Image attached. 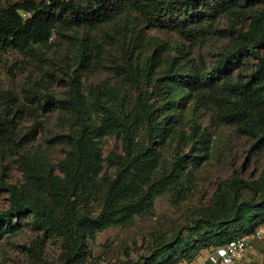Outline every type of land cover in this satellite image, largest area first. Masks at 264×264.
I'll return each mask as SVG.
<instances>
[{
	"label": "trees",
	"instance_id": "16d2710c",
	"mask_svg": "<svg viewBox=\"0 0 264 264\" xmlns=\"http://www.w3.org/2000/svg\"><path fill=\"white\" fill-rule=\"evenodd\" d=\"M253 3L258 9L248 25L232 27V43L209 70H199L182 47L174 46L190 70H176L170 63L155 76L152 60L141 61L131 53L117 67L124 86L93 93L94 117L88 115L86 101L72 77L69 104L73 117L68 130L58 136L68 147L59 171L55 172L41 153L19 155L21 181L9 183L0 174V189L8 193V206L0 210V227L20 216H30L34 230L61 239L62 264H72L81 257L88 239L105 226L151 212L155 199L165 193L179 194L187 157L176 152L168 161L158 147L176 125L173 84L185 85L191 97L205 106L206 92L213 96L217 81L246 57L256 60L255 68L244 83L223 82L217 117L222 122L249 126L250 133L263 141L264 0H16L0 5V51L31 56L54 32L78 26L94 28L132 10H141L152 27L174 29L186 39L206 40L208 30L199 29L197 23L236 5ZM2 96L7 102L11 100L8 94ZM52 101L50 93L45 94L41 108L49 111ZM11 124L4 109L0 129L9 136ZM104 132L114 134L120 144L119 151L110 152L105 159L96 142ZM247 187L249 196H238L234 191L229 202H217L213 210L185 224L172 238L150 247L141 256L143 264L189 260L199 247L210 251L253 231L264 222V180L248 181ZM37 241L26 248L35 258Z\"/></svg>",
	"mask_w": 264,
	"mask_h": 264
},
{
	"label": "rangeland",
	"instance_id": "374dc122",
	"mask_svg": "<svg viewBox=\"0 0 264 264\" xmlns=\"http://www.w3.org/2000/svg\"><path fill=\"white\" fill-rule=\"evenodd\" d=\"M14 1L2 0L0 5ZM257 9L256 3L236 5L201 20L196 26L208 30L206 40L186 39L174 29L152 27L141 10H132L94 28L78 26L54 32L31 56L0 51V114L7 109L12 119V136L0 129V174L9 183H19L22 172L18 156L37 153L45 155L55 172L59 171L58 164L68 147L58 136L68 130L73 117L69 104L72 77L86 101L88 115L94 117L93 93L124 86L117 67L131 53L141 61L152 60L155 76L170 63L176 70H190L174 46L182 47L199 70H209L232 43V27H246ZM255 63V59L246 57L228 70L217 81L214 95L206 92L205 106L191 97L185 85L173 84L176 125L161 138L158 147L168 161L176 152L186 155L182 191L157 197L147 214L105 226L88 239L81 257L72 264H143L141 256L157 242L172 238L185 224L213 210L217 202L226 204L234 191L238 196H249L248 181L264 180V140H258L243 123H226L217 117L223 82L248 81ZM48 93L53 103L49 111H44L40 105ZM3 94L11 100L5 101ZM252 96L260 102L257 94ZM96 142L104 159L120 149L111 133L99 134ZM105 167L104 160L102 170ZM7 198L8 193L0 189V210L7 208ZM35 240L39 244L36 258L26 249ZM208 249L199 247L191 259L182 258L174 264H192ZM62 252L61 239L34 230L30 216H20L0 227V264H62Z\"/></svg>",
	"mask_w": 264,
	"mask_h": 264
},
{
	"label": "built area",
	"instance_id": "2783aa9c",
	"mask_svg": "<svg viewBox=\"0 0 264 264\" xmlns=\"http://www.w3.org/2000/svg\"><path fill=\"white\" fill-rule=\"evenodd\" d=\"M264 239V222L253 231L241 234L237 238L207 252L204 257L195 259L192 264H241L248 241Z\"/></svg>",
	"mask_w": 264,
	"mask_h": 264
},
{
	"label": "crops",
	"instance_id": "0c3cea01",
	"mask_svg": "<svg viewBox=\"0 0 264 264\" xmlns=\"http://www.w3.org/2000/svg\"><path fill=\"white\" fill-rule=\"evenodd\" d=\"M241 264H264V239H252L248 241Z\"/></svg>",
	"mask_w": 264,
	"mask_h": 264
}]
</instances>
